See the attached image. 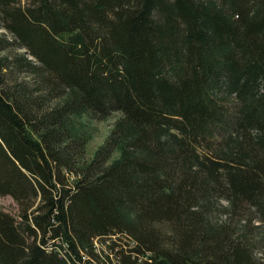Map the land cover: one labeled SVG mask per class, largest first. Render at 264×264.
Listing matches in <instances>:
<instances>
[{
	"label": "trees",
	"instance_id": "trees-1",
	"mask_svg": "<svg viewBox=\"0 0 264 264\" xmlns=\"http://www.w3.org/2000/svg\"><path fill=\"white\" fill-rule=\"evenodd\" d=\"M0 25V264H264V0H0ZM81 111L122 112L89 160Z\"/></svg>",
	"mask_w": 264,
	"mask_h": 264
},
{
	"label": "rangeland",
	"instance_id": "rangeland-1",
	"mask_svg": "<svg viewBox=\"0 0 264 264\" xmlns=\"http://www.w3.org/2000/svg\"><path fill=\"white\" fill-rule=\"evenodd\" d=\"M4 35L7 38H10V34L2 28L0 25V37ZM22 51V49L15 50L10 48L9 50H1L0 49V59L4 58L6 55H10V57H15L18 51ZM8 82L12 83H27L29 75L28 73L24 72V70H17L8 73ZM29 85V82L27 83ZM68 94L67 96H69ZM66 96V97H67ZM122 117V112L115 111L108 117L104 119H97L91 117L87 112L81 111L71 117V123L73 128L79 134H83L87 139L86 144V158L87 160L93 158L96 151L99 149L101 145L107 140L113 129L117 126L118 121ZM124 152L123 145H119L115 148L111 161L119 159ZM218 202V203H217ZM217 202L212 203V208L210 209L209 213L211 214V221L217 224H223L226 221H229V214L226 212L228 207V202L225 199H220ZM0 205L3 207L5 212H10L16 216L18 213V205L14 201V199L9 196L5 195L0 197ZM212 212V213H211ZM244 221H241L239 224L237 219L234 217L232 218V225L235 227H239V231L244 230ZM252 226L250 229L252 230V239L256 241V249H255V257L257 259H264V224L260 223L259 221H253ZM96 245L98 247L101 246L100 240H96ZM108 250V249H107Z\"/></svg>",
	"mask_w": 264,
	"mask_h": 264
}]
</instances>
